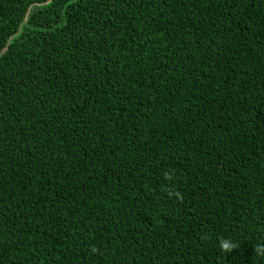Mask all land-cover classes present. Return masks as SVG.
<instances>
[{"label": "trees", "instance_id": "trees-1", "mask_svg": "<svg viewBox=\"0 0 264 264\" xmlns=\"http://www.w3.org/2000/svg\"><path fill=\"white\" fill-rule=\"evenodd\" d=\"M261 246L264 0H0V264Z\"/></svg>", "mask_w": 264, "mask_h": 264}, {"label": "clouds", "instance_id": "clouds-1", "mask_svg": "<svg viewBox=\"0 0 264 264\" xmlns=\"http://www.w3.org/2000/svg\"><path fill=\"white\" fill-rule=\"evenodd\" d=\"M219 247L224 253H231L233 249H236V244L229 238L221 237L219 240ZM259 254L264 255V246L258 247L256 250Z\"/></svg>", "mask_w": 264, "mask_h": 264}]
</instances>
